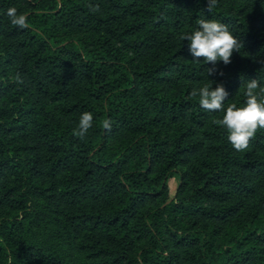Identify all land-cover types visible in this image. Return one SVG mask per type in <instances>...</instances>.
<instances>
[{
  "label": "trees",
  "instance_id": "16d2710c",
  "mask_svg": "<svg viewBox=\"0 0 264 264\" xmlns=\"http://www.w3.org/2000/svg\"><path fill=\"white\" fill-rule=\"evenodd\" d=\"M199 19L237 38L231 63L193 60ZM252 79L264 0H0V264H264V130L237 151L191 96L243 107Z\"/></svg>",
  "mask_w": 264,
  "mask_h": 264
},
{
  "label": "clouds",
  "instance_id": "9594fccd",
  "mask_svg": "<svg viewBox=\"0 0 264 264\" xmlns=\"http://www.w3.org/2000/svg\"><path fill=\"white\" fill-rule=\"evenodd\" d=\"M218 0H208V10L211 12L217 5ZM93 12L99 11V6H89ZM7 16L14 26L20 28L28 27L26 13L18 14L15 7L7 10ZM198 27L190 34L181 36L182 40L189 42V52L194 61L203 58L205 63L215 66L218 62L225 65L231 63L234 51H239L242 45L229 30L228 26L215 19H199ZM215 67L207 69L209 75L214 74ZM222 75V73H221ZM244 87L246 100L243 107L236 104H229L225 109L224 103L228 92L223 84H217L212 88V82L204 84L199 88H193L192 97H199L200 106L209 112L223 111V118L213 120L215 125L227 130V138L237 151H244L249 147L250 141L255 138L258 130H264V87L257 79L248 81ZM259 89V91H257ZM93 126V114L84 112L81 114L78 129L74 134L83 138ZM102 127L111 130V121H102Z\"/></svg>",
  "mask_w": 264,
  "mask_h": 264
},
{
  "label": "rangeland",
  "instance_id": "374dc122",
  "mask_svg": "<svg viewBox=\"0 0 264 264\" xmlns=\"http://www.w3.org/2000/svg\"><path fill=\"white\" fill-rule=\"evenodd\" d=\"M178 186V178L172 177L169 180L170 196H174Z\"/></svg>",
  "mask_w": 264,
  "mask_h": 264
}]
</instances>
